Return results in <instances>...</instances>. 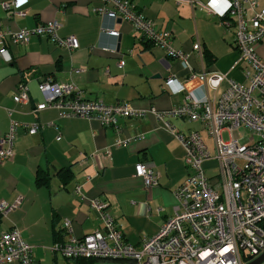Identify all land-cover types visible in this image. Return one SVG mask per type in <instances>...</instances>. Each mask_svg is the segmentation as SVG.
<instances>
[{"label":"crops","instance_id":"1","mask_svg":"<svg viewBox=\"0 0 264 264\" xmlns=\"http://www.w3.org/2000/svg\"><path fill=\"white\" fill-rule=\"evenodd\" d=\"M3 1L7 0L0 3ZM131 1L139 13L154 21L159 32L171 33L172 48L190 53L188 61L195 72L216 71L248 85L243 76L246 64L240 62L233 67L239 54L232 33L218 18L192 10L185 0ZM99 5L100 0H28L22 6L24 15L12 16L0 4V29L17 31L56 20L60 24L57 35L73 36L78 42L77 48L69 49L46 36L33 35L24 44L8 41L10 61L0 55V135L8 131L11 119L40 126L29 134L19 125L14 155L0 163V200L12 203L22 198L18 208L0 216V232L17 228L32 246L38 264H57L59 253L53 247L68 237L65 220L70 221L72 234L77 237L100 226L98 213L89 204L91 198L109 203L129 243L138 246L143 239L154 236L173 215L178 204L174 191L188 173L184 148L172 130L183 134L197 131L203 139L208 135L199 122L178 117L167 118L172 129L150 114L119 118L116 129L95 119L62 116L55 107L35 110L44 101L38 87L41 80L73 83L86 100L128 102L146 111L179 105L186 93L198 98L208 95L214 100L228 86L225 80L218 90H206L197 75L189 76L182 62L147 42L129 22L97 14L95 8ZM262 8L264 0H256L255 9ZM252 14L248 9L246 17ZM104 29H114L119 35L111 36ZM197 39L203 58L192 52ZM255 49L264 59V43ZM121 53L124 65L119 68ZM169 75L183 85V93H173L165 85ZM20 82L27 85L30 100L16 103L13 96ZM116 138L128 142L115 146ZM106 148L110 150L109 158L102 153ZM139 162L158 173L157 185L145 188L142 178L135 175ZM213 164L207 161L204 168ZM206 174L211 177L216 173L206 170ZM77 186L84 199L75 193Z\"/></svg>","mask_w":264,"mask_h":264},{"label":"built area","instance_id":"2","mask_svg":"<svg viewBox=\"0 0 264 264\" xmlns=\"http://www.w3.org/2000/svg\"><path fill=\"white\" fill-rule=\"evenodd\" d=\"M28 0H7L1 6L12 16H22V6ZM180 3L182 0H174ZM192 10L199 9L215 16L220 24L232 33L233 44L238 51V61L246 64L243 76L248 85L227 79V74L205 70L197 73L189 64L190 53L171 46L170 32H159L154 21L139 13L131 0H100L95 12L112 20L127 21L152 45L163 48L168 57L182 62L189 76H198L207 90H218L227 80L228 86L214 100L208 95L198 98L186 93L181 104L167 110H141L128 102L104 103L101 100H86L73 83H53L49 79L39 82L44 101L35 110L55 107L62 116H78L98 120L103 126L118 128L119 118L153 115L172 129L167 118L178 117L188 122L197 121L212 138V155L205 140L197 131L183 134L172 130L184 148V164L188 173L174 191L178 204L172 216L160 226L152 237L145 238L138 246L129 243L109 203L99 198L89 199L100 219V226L80 237L72 234L70 221L65 220L66 240L57 242L53 250L66 260L95 258L114 260L118 264H245V255L256 257L264 250V59L255 47L264 43V8L257 11L256 0H185ZM253 11L251 18L247 10ZM60 27L53 20L35 28L17 31L0 29V55L6 61L11 55L6 48L8 41L27 43L33 35L46 36L54 43L69 49L78 47L73 37L57 35ZM117 37L118 31L104 29ZM192 52L203 58V49L197 39ZM124 53L120 54L118 67H123ZM165 85L173 93H183L184 87L175 76L166 77ZM16 103L30 100L24 82L17 85L13 96ZM29 134L39 129V124H19L11 119L9 129L0 135V163L14 155V139L18 126ZM50 125V124H49ZM245 128L250 136L233 135L234 130ZM226 131L228 140L222 133ZM59 138V137H58ZM128 139L116 138L115 146L126 145ZM103 155L110 157L106 148ZM214 161L218 170L208 177L204 163ZM84 162V160L82 161ZM135 175L143 180L145 188L158 184V173L147 164L135 165ZM75 193L80 194L79 186ZM81 199L85 197L80 194ZM21 197L8 203L0 200V216H6L21 204ZM38 264L32 255V246L21 236L17 228L0 232V264Z\"/></svg>","mask_w":264,"mask_h":264},{"label":"rangeland","instance_id":"3","mask_svg":"<svg viewBox=\"0 0 264 264\" xmlns=\"http://www.w3.org/2000/svg\"><path fill=\"white\" fill-rule=\"evenodd\" d=\"M250 132L249 130L245 129V128H240V129H237V130H234L233 132V135L235 137H238V138H241V137H244V136H250ZM222 137L224 138V140H228V134L226 131H224L222 133ZM205 141H206V144L209 148V151L211 152V154L213 155L214 154V143H213V140L211 137H209L208 135L204 137ZM205 169L211 173H216L218 168L216 165H210L209 168L205 167ZM57 264H67L66 262V259L64 257H61L60 254L57 255ZM52 264V263H51ZM96 264H118L117 261H114V260H102V259H98L96 261Z\"/></svg>","mask_w":264,"mask_h":264},{"label":"trees","instance_id":"4","mask_svg":"<svg viewBox=\"0 0 264 264\" xmlns=\"http://www.w3.org/2000/svg\"><path fill=\"white\" fill-rule=\"evenodd\" d=\"M204 56L205 57H208V55L206 53H205ZM244 259H245V261H249V256L248 255H245ZM97 260L98 259H95V258H79V259H75L74 261H76L75 264H91V263H93V262H95Z\"/></svg>","mask_w":264,"mask_h":264},{"label":"water","instance_id":"5","mask_svg":"<svg viewBox=\"0 0 264 264\" xmlns=\"http://www.w3.org/2000/svg\"><path fill=\"white\" fill-rule=\"evenodd\" d=\"M118 21H121L118 19ZM245 264H264V250L256 257L249 256V261Z\"/></svg>","mask_w":264,"mask_h":264}]
</instances>
